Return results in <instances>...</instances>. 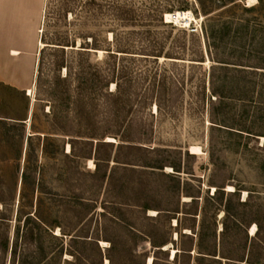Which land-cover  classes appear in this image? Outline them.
I'll list each match as a JSON object with an SVG mask.
<instances>
[{
    "label": "rangeland",
    "instance_id": "rangeland-1",
    "mask_svg": "<svg viewBox=\"0 0 264 264\" xmlns=\"http://www.w3.org/2000/svg\"><path fill=\"white\" fill-rule=\"evenodd\" d=\"M42 2L35 51L28 61H21L26 68V85L31 95L0 82V231L14 230L16 254H12L11 264H108V240L125 244L136 257L148 253L145 264H149L153 249L141 236L147 231L174 241L162 249L167 251L168 262L172 263L177 239L175 222L169 227L163 216L150 218L158 211L144 212L136 205L146 201L158 208L172 207L176 203L175 172L170 167H163L161 171L149 168L141 171L142 168L135 166L130 169L115 161L131 159L138 165L164 161L172 164L178 162L175 153L180 151L181 173L177 174L180 187L187 180L203 191L210 182L223 185L226 192L239 189L240 200L251 194L253 206L264 209V169L261 167L264 153L254 147V142L248 141L245 134L230 135L226 130L212 127L208 93L213 63L206 49V34L225 26L228 28L226 46L219 55L236 51L245 60L264 56V0H235L224 5L219 0ZM108 5L114 8L115 15ZM176 12H189L191 20L184 24L181 20L167 18ZM45 22L52 26L48 31L52 32L54 26L70 40H75V48H66L67 54L81 49L91 38L98 40L102 49L110 44L114 52L127 50L130 54L116 53V70L130 72L132 78L141 72L139 88L143 85L142 89L171 90L175 108L161 104L159 109L153 102L145 109L133 106L131 110L125 108L116 113L102 98L86 101V113L80 114L76 121L70 115L69 119L75 121L78 139L88 142L79 141L75 144L76 154L71 153L64 133L66 108L56 104L54 116L48 113V106L35 99V80L43 46L39 45V38ZM148 30L149 33H145ZM146 45L162 46L163 53L172 54L173 58L163 54L157 61L154 58L139 61L141 56L134 53ZM86 52L89 53H85V57L92 64L105 67L106 51L87 49ZM201 56L202 63L198 62ZM211 56L214 57L213 50ZM7 64L0 61V71ZM64 74L63 69L60 76ZM258 74L240 83L242 91L251 88L254 91L248 93L250 98L237 105V112L248 115L247 123H254L255 130L264 132V109L259 110L264 108L261 87L264 78H259ZM118 83L121 90L128 89L123 79L118 78ZM109 90H117L115 84H110ZM140 122L144 123L147 135L145 139L135 136L141 139V144H135L142 149L119 150L117 146L125 140L127 126ZM97 142L113 143V146H100L95 155ZM262 142L264 137H259L258 145ZM185 151L195 155L194 158L186 157ZM94 155L98 161L93 159ZM97 162L99 167L95 169ZM188 168L191 169L187 171ZM186 172L199 179H192ZM132 187L136 188V194H132ZM213 190L211 188L210 193ZM184 201L189 199L182 196L180 203ZM116 202L125 218L121 224L111 217L113 209L104 208V205L113 208ZM92 204L95 209L87 212V206ZM221 218L222 213L217 217V232L221 229ZM198 222L199 218L197 225ZM255 229L251 226L248 235L252 236ZM81 236H85L87 242L81 241ZM73 238L78 240L73 241ZM70 251L83 254L87 260L76 261ZM3 252L0 248L1 258L5 256ZM159 264L165 262L162 260Z\"/></svg>",
    "mask_w": 264,
    "mask_h": 264
},
{
    "label": "trees",
    "instance_id": "trees-1",
    "mask_svg": "<svg viewBox=\"0 0 264 264\" xmlns=\"http://www.w3.org/2000/svg\"><path fill=\"white\" fill-rule=\"evenodd\" d=\"M89 4H93L95 0H90ZM223 5L233 3L235 0H219ZM109 6V5H108ZM115 15V10L109 6ZM248 10H251L250 8ZM52 26L44 23V29L41 31L39 42L43 45L40 51L38 61L37 75L35 80V96L36 101L48 106L50 111L54 113L55 105L65 107L67 110L66 123L64 126L65 136L68 137V144L70 152L76 154L75 144L79 141L88 142L83 138L78 139V132H76L75 121L80 114L86 113V101H93L97 97L106 100L109 103L110 109L116 113L119 110L128 108L132 109L133 106L145 109L153 102L157 108H161V104L168 105L171 109L175 108L173 99L174 94L169 89L154 87L149 89L139 88L137 85L141 82V72L136 73L135 76L129 77L130 72L123 69L117 71L116 53L130 54L127 50L114 52L110 44L106 49H102L98 40L91 38L90 42H85L80 46L81 49L70 50L67 54L66 48H75V40H70L68 35L63 34L58 28L48 31ZM48 29V30H47ZM148 30L145 33H149ZM226 31L228 28L221 26L217 30H210L206 34L207 52L213 65L210 67V88L208 93V101L210 105L211 121L214 128L219 130H226L230 135L235 133L239 136L246 135L248 141H253V146L264 153V142L259 146V137H264V132L255 130L254 123H247L248 115H241L237 111V105L248 99V93H253V89L242 91L239 85L242 81L245 82L246 78H252L258 73L259 78H264V56L255 58H247L246 60L242 55L236 51L222 56L219 51L226 46ZM87 49L94 51H106L104 60L105 67H98L92 64L90 60L85 57L89 53ZM84 50V51H83ZM211 50L214 51V57L211 56ZM139 61H146L154 58L157 61L161 58L163 53L162 46L154 48L146 45L138 50ZM240 51V50H239ZM222 54V53H221ZM166 58L171 57L172 54H164ZM77 56V57H75ZM178 59V58H174ZM198 62L202 63L203 57L201 56ZM65 71L63 77L60 76L61 70ZM119 79H123L125 84L128 85L127 90H121V85L118 83ZM147 75L143 78L146 81ZM155 78V77H154ZM153 78V80H154ZM110 84H115L116 89L114 92L109 90ZM165 79L161 81L164 86ZM252 85H257L253 83ZM264 89V84H261ZM205 88L202 89V99L204 100ZM211 98H214L212 100ZM250 98V97H249ZM176 104V103H175ZM264 108H259L262 110ZM75 118L69 119L70 116ZM75 127V128H74ZM135 127V128H134ZM144 123L140 122L137 125H128L124 135V141L118 144L119 150H140L142 147L135 143L141 144V139H145V131L143 129ZM104 132L100 134V137ZM118 137L116 134H112ZM91 139V138H89ZM143 141H147L143 140ZM92 143V142H90ZM100 146H113V143L97 142L95 147V155ZM175 154L178 156V162L168 163L162 162L161 164H135L131 159L123 162L115 161L117 164L124 165L130 169L138 167L143 171L145 168L155 170H162L163 167H170L175 172V179L177 184L174 185V194L176 195V203L171 207L158 208L152 206L148 202H143L139 206L142 211L155 210L158 211L156 216L150 217L151 219H159L165 217V222L173 226L177 239L175 241V253L173 255V262H168V253L162 250L168 243L174 244V241H169L163 236H159L157 232L147 231L142 232L141 236L144 237L151 245L153 254L150 264H159L164 261L165 264H264V209H259L253 206L251 194H248L245 200H240V190L226 192L223 185L208 184V188L203 191L201 187L193 186L189 181L184 180L183 186L180 187L181 166L180 158L181 152ZM188 158H194L195 155L189 154L188 151L184 152ZM82 155V154H81ZM83 155H85L83 153ZM94 160L98 161V158ZM97 157V156H96ZM211 160L214 163L213 154L211 153ZM99 162L96 163L95 169H98ZM264 169V164L261 165ZM191 168H188L189 171ZM192 179H199L193 176V173L186 172ZM199 181V180H197ZM213 192L210 193V189ZM136 188H131L132 194H136ZM165 190H169L166 188ZM188 198L189 201L180 203L181 197ZM135 201V200H134ZM136 202V201H135ZM83 205V204H82ZM118 202L113 203L111 217L118 223L125 221L124 214L119 208ZM95 204L87 206V212L93 211ZM222 213L221 229L218 230V215ZM199 218L198 225L196 224ZM27 223V222H26ZM255 226V232L252 236L248 235V229ZM30 231V230H29ZM31 235L32 232L30 231ZM73 241L78 240L76 238ZM81 241H85V236H81ZM110 243L107 251L106 260L108 264H145L148 253L135 256L125 244H117L113 240H108ZM6 248V247H5ZM6 251V249H4ZM13 256L16 254V246L14 244ZM70 255L78 262L86 259L83 254L76 251H70ZM129 254L125 258V255ZM116 258L118 260H116ZM140 259V261L138 260ZM75 261V262H76ZM101 264V262H99Z\"/></svg>",
    "mask_w": 264,
    "mask_h": 264
},
{
    "label": "crops",
    "instance_id": "crops-1",
    "mask_svg": "<svg viewBox=\"0 0 264 264\" xmlns=\"http://www.w3.org/2000/svg\"><path fill=\"white\" fill-rule=\"evenodd\" d=\"M42 6V0H0V61L8 62L0 71V82L6 87L29 89L26 68L21 61H28L35 51ZM21 10L24 11L21 13ZM13 237L14 230L0 231V248L2 252L6 249L5 256H0V264L13 261Z\"/></svg>",
    "mask_w": 264,
    "mask_h": 264
},
{
    "label": "bare ground",
    "instance_id": "bare-ground-1",
    "mask_svg": "<svg viewBox=\"0 0 264 264\" xmlns=\"http://www.w3.org/2000/svg\"><path fill=\"white\" fill-rule=\"evenodd\" d=\"M191 17L192 16H191V14L189 12H176L173 15H169V17H167V18L172 19L174 21L181 20L185 24V23H188L191 20ZM39 45L40 46L42 45L41 42L39 43ZM26 92H27V95H31V89H28ZM192 149H193V151H196L197 152V148H194L193 147ZM252 230H254V228ZM151 260L152 259L149 258V260H148L149 264H150Z\"/></svg>",
    "mask_w": 264,
    "mask_h": 264
}]
</instances>
